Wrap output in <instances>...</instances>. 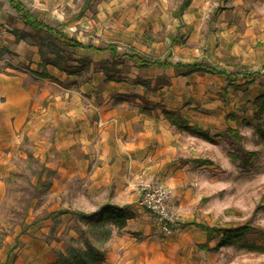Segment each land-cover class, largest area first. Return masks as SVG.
Here are the masks:
<instances>
[{
    "label": "rangeland",
    "instance_id": "1",
    "mask_svg": "<svg viewBox=\"0 0 264 264\" xmlns=\"http://www.w3.org/2000/svg\"><path fill=\"white\" fill-rule=\"evenodd\" d=\"M21 1L35 18L61 30L63 41L44 32L30 34L19 14L6 0H0V73L39 72L43 66L38 50L46 58L53 57L55 51L68 65H81L78 74L46 65L57 81L35 78L32 73L23 79L30 90L21 93L26 97L19 107L21 126L13 134L10 121L5 120L12 107L0 103V264H51L59 253L80 247L85 240L105 250L101 264H264V141L256 133L257 125L264 128V111L261 119L253 120L256 104L246 113L251 123L230 124L237 129L238 139L211 134L215 140L211 142L196 136L193 145L204 157H190L189 168L181 172L183 177L173 178L172 183L151 178L170 188L181 215L177 228L186 233L169 236L158 230L155 215L142 204L140 182L122 190L113 185L97 186L89 174L92 164L85 171L76 163L74 142L80 121L64 95L65 90L77 91L80 84L94 77L103 89H97L92 97L100 101L103 83L110 82L99 66L110 58L109 51L83 49L70 40L99 48L112 44L122 56L117 65L121 74L105 97L113 104L126 101L128 106L161 109L159 102L144 100L141 95H155V86L167 82V74L154 77L161 68H139L127 56L148 54L182 63L201 59L218 66L228 56L226 50L219 49L221 42L237 40L236 33L254 19L264 28V0H190L179 16L176 12L184 0ZM221 28L226 32L220 33ZM19 45L25 49L21 55L17 53ZM31 51L33 57L28 56ZM167 51L173 54L166 56ZM165 71L169 76L181 75L179 80L188 78L173 67ZM196 72L203 76L204 72ZM139 77L148 78L151 87L134 84ZM81 96L85 119H96V126L102 127L104 122L88 108L91 96ZM237 149L254 152L248 156L249 162H243ZM233 153L237 157L230 155ZM103 203L131 204L133 216L124 225L130 224V228L92 226L71 213L89 212ZM245 222L256 229L217 248L216 241H208L195 226ZM103 228L111 229L107 237ZM202 239L205 249L197 246Z\"/></svg>",
    "mask_w": 264,
    "mask_h": 264
},
{
    "label": "crops",
    "instance_id": "2",
    "mask_svg": "<svg viewBox=\"0 0 264 264\" xmlns=\"http://www.w3.org/2000/svg\"><path fill=\"white\" fill-rule=\"evenodd\" d=\"M259 24L254 19L248 22L242 32L236 33L237 40H224L219 44V49L226 50L224 53L228 56L223 58V62H219L218 66L209 65L201 59L183 62L205 63L213 66L211 68L215 70H220V73L204 71L203 76H199L193 71L182 75L188 78L179 80L177 78L181 75L169 76L165 71L166 67L172 66L149 65L147 68H161L154 77L165 72L168 76L167 82L155 86V95L141 96L144 100L159 102L167 109L177 110L190 124H197L207 130L209 136L218 134L220 127L230 126L233 122L243 123V120L247 119L246 113L255 105V98L264 94V74L258 72L264 65V28L257 26ZM220 30V33L226 32L224 28ZM166 41H169V37H166ZM168 46L171 48L172 44ZM24 50L20 47L17 53L21 55ZM33 52L28 56L33 57ZM170 54L173 52L167 51L166 56ZM160 59L175 63L167 57ZM27 73L29 72H13L10 75L0 73V103L10 104L12 107L11 114L7 113L5 117L6 121H10L8 126L12 127V134L21 126L19 107L21 99L26 98L25 95L21 96V93L25 94L26 90H30L29 84L26 87L22 83L23 79L31 76V73ZM33 77L37 78L34 75ZM196 77L203 78L204 81H196ZM112 84L113 81L103 83L104 98L100 101H95L92 97L97 89H103L94 77L80 84L77 91L67 89L64 92L66 102H71L68 106H73L75 116L79 117L75 119L80 121L74 142L78 155L76 163L85 167V171L88 164H92L89 174L97 186L113 185L117 190H122L153 177L172 183L173 178L183 177L181 172L189 168L191 159L204 157L203 152L196 150L193 145L196 136L176 129L164 117L162 109L153 110L148 107L150 110H147L144 105L128 106L126 101L111 103L105 96L113 90ZM68 92L71 96L69 101ZM81 94L90 95L93 99L88 108L96 112L97 119L104 122L102 127L96 126V119H85L84 97ZM2 196L0 195V201ZM129 206L134 211L131 204ZM129 225L124 228H130ZM177 226L169 236H184L186 232L181 234L184 228ZM203 234L207 239L206 234ZM204 241L202 239L197 246L205 244Z\"/></svg>",
    "mask_w": 264,
    "mask_h": 264
},
{
    "label": "trees",
    "instance_id": "3",
    "mask_svg": "<svg viewBox=\"0 0 264 264\" xmlns=\"http://www.w3.org/2000/svg\"><path fill=\"white\" fill-rule=\"evenodd\" d=\"M9 6L14 9L16 13L19 14L20 19L24 22V24L29 27L31 33H42L44 32L52 39H60L62 38L61 30H56L55 28L49 26V24L45 23L42 20L35 18L30 11L25 7L21 0H6ZM89 0H86L88 2ZM190 0H184L178 7V12H176L177 16L180 15L181 10L186 8ZM19 38V37H17ZM61 40V39H60ZM63 41V40H61ZM70 44L83 48V49H95V50H108L110 53V58L105 59L99 62V66L101 71L104 74L106 80L114 81L120 79V70H118L117 65L122 63V56L116 54V48L112 44H107L103 48L94 47L91 44H83L82 42L72 39L70 40ZM39 51L40 55V64H42L43 68L37 72L36 70H30L32 75L40 78H49L51 81H57L56 78L51 76L48 71L45 69L46 65L50 64L55 66L56 68L65 71L67 74H78L80 72L81 64H70L68 65L65 62V59L60 56L57 52H53L54 56L46 58L43 53ZM129 60L135 61L139 68H147L149 65H157V66H172L174 69L178 70L180 74L187 75L193 71H208V72H217L220 73V70H215L205 63H180L175 62L171 64L170 62L160 59L157 56L150 55H138V54H130L127 56ZM88 69L87 67L85 68ZM160 79V78H157ZM134 84H142L145 87H149L150 80L143 78H136L133 81ZM143 98V96H142ZM254 103L256 104V109L254 110L253 120L261 119V115L264 111V94L259 95L255 98ZM144 109L150 110L148 106L144 105ZM162 114L169 121V123L175 126L178 130L187 131L190 134L201 137L205 140H209L211 142L215 141L210 136L207 130H203L197 124H190L177 110L167 109L162 106L161 108ZM244 123H251L252 121L249 119L243 120ZM256 133L260 136V138L264 141V128L257 125ZM218 136L229 135L235 139L239 138V134L236 128L232 126H227L225 129L221 130ZM240 152V157L243 159L244 163L249 162V157L253 155L254 152L247 151L244 149H237ZM232 157H237L235 154H230ZM196 161V160H195ZM200 161V160H198ZM202 162L208 163L209 160L202 159ZM63 212V211H60ZM59 212V213H60ZM66 212V211H64ZM71 213L79 216L80 219L84 220L88 224L92 226H105V225H113L116 228H123L126 224V221L132 218L133 213L131 212L129 205H117L113 203H103L97 209L83 212L78 210H72ZM195 226L203 231L208 240L214 239L215 245L214 248L219 246H225L233 243L235 239L243 236L244 234L255 230L249 223H241L234 226L225 225V226H210L202 223H195ZM105 237L109 235L110 228H103ZM202 249L207 248L206 244L199 246ZM105 260V250L95 246L90 241L85 240L82 246H76L69 248L65 253H59L57 258L51 264H101Z\"/></svg>",
    "mask_w": 264,
    "mask_h": 264
},
{
    "label": "built area",
    "instance_id": "4",
    "mask_svg": "<svg viewBox=\"0 0 264 264\" xmlns=\"http://www.w3.org/2000/svg\"><path fill=\"white\" fill-rule=\"evenodd\" d=\"M264 74V67L260 70ZM142 204L155 215L158 230L170 235L181 221V215L174 205L170 188L161 180L150 179L141 182Z\"/></svg>",
    "mask_w": 264,
    "mask_h": 264
}]
</instances>
